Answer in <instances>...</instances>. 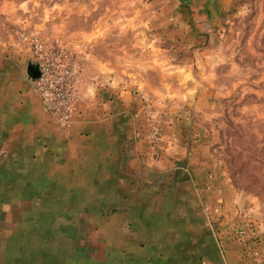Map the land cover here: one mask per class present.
Wrapping results in <instances>:
<instances>
[{"label":"crops","instance_id":"0c3cea01","mask_svg":"<svg viewBox=\"0 0 264 264\" xmlns=\"http://www.w3.org/2000/svg\"><path fill=\"white\" fill-rule=\"evenodd\" d=\"M223 1L141 0L154 37L172 41ZM28 71L0 56V264H259L223 233L236 213L206 162L150 157L134 97L85 79L62 127Z\"/></svg>","mask_w":264,"mask_h":264},{"label":"rangeland","instance_id":"374dc122","mask_svg":"<svg viewBox=\"0 0 264 264\" xmlns=\"http://www.w3.org/2000/svg\"><path fill=\"white\" fill-rule=\"evenodd\" d=\"M143 3L0 0V56L134 97L150 157L206 162L236 213L223 233L264 264V0H224L192 39L173 41L154 37Z\"/></svg>","mask_w":264,"mask_h":264},{"label":"built area","instance_id":"2783aa9c","mask_svg":"<svg viewBox=\"0 0 264 264\" xmlns=\"http://www.w3.org/2000/svg\"><path fill=\"white\" fill-rule=\"evenodd\" d=\"M47 69L44 65L38 67V75L34 79L35 90L43 108L55 117L60 126L66 127L71 123L76 109L75 71L55 78L48 75Z\"/></svg>","mask_w":264,"mask_h":264},{"label":"water","instance_id":"95a60500","mask_svg":"<svg viewBox=\"0 0 264 264\" xmlns=\"http://www.w3.org/2000/svg\"><path fill=\"white\" fill-rule=\"evenodd\" d=\"M35 68V72L34 73H31L30 71H28V73L32 76V77H37V75H38V71H37V69H36V66H32V68Z\"/></svg>","mask_w":264,"mask_h":264}]
</instances>
